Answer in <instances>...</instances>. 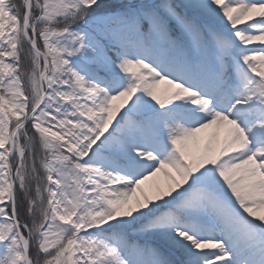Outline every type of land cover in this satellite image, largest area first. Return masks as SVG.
<instances>
[{
  "label": "snow or ice",
  "instance_id": "snow-or-ice-1",
  "mask_svg": "<svg viewBox=\"0 0 264 264\" xmlns=\"http://www.w3.org/2000/svg\"><path fill=\"white\" fill-rule=\"evenodd\" d=\"M0 264H264V0H0Z\"/></svg>",
  "mask_w": 264,
  "mask_h": 264
}]
</instances>
